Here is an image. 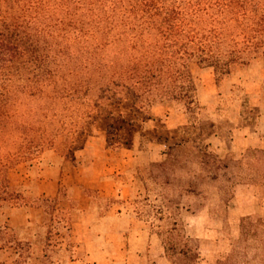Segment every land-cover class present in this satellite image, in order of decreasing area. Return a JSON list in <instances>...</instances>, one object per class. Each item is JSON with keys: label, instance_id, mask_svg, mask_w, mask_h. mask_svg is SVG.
I'll return each mask as SVG.
<instances>
[{"label": "rangeland", "instance_id": "obj_1", "mask_svg": "<svg viewBox=\"0 0 264 264\" xmlns=\"http://www.w3.org/2000/svg\"><path fill=\"white\" fill-rule=\"evenodd\" d=\"M73 5L77 15L45 46L57 77L48 86L53 97L20 94L14 116L0 128L1 175L19 194L0 217V226L12 229L0 238V261L65 264L88 255L126 264L131 251L140 264H172L158 228L135 209L151 210L146 196L151 205L168 194L182 206L173 238L198 249L197 264H264V171L239 163L249 150L264 149V56L224 75L190 63L195 113L171 101L140 111L111 99L97 80L95 69L113 56L94 35L106 24L87 13L89 6ZM117 117L135 123L116 132L121 143L107 134ZM20 147L31 158L16 156ZM200 148L228 165L216 180L195 162ZM169 153L176 170L161 195L160 183L141 177ZM188 183L196 194L184 192ZM170 224L163 221V229Z\"/></svg>", "mask_w": 264, "mask_h": 264}, {"label": "trees", "instance_id": "obj_2", "mask_svg": "<svg viewBox=\"0 0 264 264\" xmlns=\"http://www.w3.org/2000/svg\"><path fill=\"white\" fill-rule=\"evenodd\" d=\"M76 1L89 6L87 13L106 24L94 35L100 45L113 48V56L95 69L97 80L108 85L111 99L131 103L140 111L155 102L171 101L195 113L198 84L190 63L224 75L233 65L264 56V0H0V128L14 116L20 94L31 99L53 97L48 86L56 84L57 77L48 69L45 46L49 38L56 39L57 29L64 30L66 18L77 15L73 12ZM134 124L117 117L108 124L107 134L121 143L116 132ZM178 147L182 149L183 144ZM22 150L16 156L31 158ZM171 156L169 153L167 160L151 164L141 177L143 182L160 183L164 188L161 195L173 183L176 165ZM194 160L211 180L228 168L203 148L194 153ZM239 163L255 172L264 171V149L249 150ZM188 186L184 192L196 194L193 185ZM18 199L19 194L11 191L0 171V217ZM144 200L151 210L137 205L136 212L158 228L171 263L197 264L198 249L173 238L180 201L168 194L161 200L155 198L158 204L150 205L149 196ZM163 221H171L165 230ZM11 230L8 225L0 226V238Z\"/></svg>", "mask_w": 264, "mask_h": 264}, {"label": "crops", "instance_id": "obj_3", "mask_svg": "<svg viewBox=\"0 0 264 264\" xmlns=\"http://www.w3.org/2000/svg\"><path fill=\"white\" fill-rule=\"evenodd\" d=\"M78 243H79V245H76L75 248H78L79 246L82 245L81 240ZM115 248H116V245H115ZM105 259L106 258H102V259H98V260L97 259L91 260L90 257L88 255H86L85 257L70 258L68 261H66L65 264H105V262H104ZM123 260L126 262V264H140V254L138 252L132 253L131 251H127L125 253ZM113 262L115 263L117 261H110L109 264H112Z\"/></svg>", "mask_w": 264, "mask_h": 264}]
</instances>
